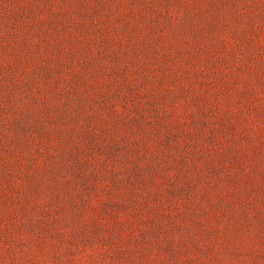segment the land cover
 <instances>
[{"label":"rangeland","instance_id":"rangeland-1","mask_svg":"<svg viewBox=\"0 0 264 264\" xmlns=\"http://www.w3.org/2000/svg\"><path fill=\"white\" fill-rule=\"evenodd\" d=\"M0 264H264V0H0Z\"/></svg>","mask_w":264,"mask_h":264}]
</instances>
